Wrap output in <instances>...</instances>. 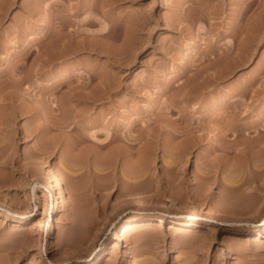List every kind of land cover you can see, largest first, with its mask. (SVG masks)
<instances>
[{
	"label": "rangeland",
	"instance_id": "1",
	"mask_svg": "<svg viewBox=\"0 0 264 264\" xmlns=\"http://www.w3.org/2000/svg\"><path fill=\"white\" fill-rule=\"evenodd\" d=\"M248 1L0 0V264H264L246 234L264 208L243 209L264 201ZM33 153L70 192L53 231ZM132 215L152 222L121 236Z\"/></svg>",
	"mask_w": 264,
	"mask_h": 264
},
{
	"label": "bare ground",
	"instance_id": "2",
	"mask_svg": "<svg viewBox=\"0 0 264 264\" xmlns=\"http://www.w3.org/2000/svg\"><path fill=\"white\" fill-rule=\"evenodd\" d=\"M258 2V1H257ZM254 3H255V0H249L248 2H247V4H246V6L243 8V14L244 15H246V13L252 8V6L254 5ZM244 4V3H243ZM2 10V9H1ZM261 12V11H260ZM259 12V13H260ZM258 13V15H260V16H258L259 18H257V16H256V20L253 22L254 23V25H255V27H257V29L258 30H261L262 28V25L264 24V15L262 16V14H259ZM262 13H264V12H262ZM242 14V13H241ZM247 16V15H246ZM248 18H249V16H247ZM252 20V19H251ZM254 20V19H253ZM238 22V21H237ZM240 22V21H239ZM241 22L242 23H246L247 24V22H249V20L248 19H245V17L244 18H242V20H241ZM241 23V24H242ZM240 25V24H239ZM249 25V24H248ZM251 25V24H250ZM241 26V25H240ZM248 27H251V26H248ZM264 28V27H263ZM254 30V29H253ZM250 32H254V31H250ZM256 32V31H255ZM239 33H241V32H239ZM247 34V33H246ZM256 34V33H255ZM252 35V34H251ZM254 35V34H253ZM247 37V36H246ZM255 37V36H254ZM253 37V38H254ZM242 39V38H241ZM244 39H245V37H244ZM243 41H246V40H243ZM247 41H249V40H247ZM240 42V41H239ZM250 42V41H249ZM254 42V41H253ZM247 43V42H246ZM245 43V44H246ZM243 44H244V42H243ZM243 47V46H242ZM20 79V78H19ZM21 81V80H20ZM99 89V88H98ZM100 92H102V91H100ZM99 92V93H100ZM96 93H98V90L96 91ZM94 94H95V92H94ZM97 95H99V97H100V94H95L94 96H97ZM98 97V98H99ZM19 111V110H18ZM19 114H20V112H19ZM64 123V122H63ZM188 125V124H187ZM188 127V126H187ZM95 138V137H94ZM43 144H41V146H42ZM44 146V145H43ZM40 147V146H39ZM46 147V146H45ZM48 147V146H47ZM39 150H40V148H38ZM45 149V148H44ZM48 149V148H47ZM45 152V151H44ZM35 153V152H34ZM34 153H33V155H31L32 157H31V162L33 163V165L35 166V167H37V168H39L38 170L40 171V169L41 170H43L44 172H45V174H46V176H47V178H46V181H47V188H48V193H47V200H48V217H50V223H49V226H50V229H51V231H53V221H54V216L58 213V211H59V209H60V205H61V202H62V200L63 201H69V199H70V192L68 191V189L64 186V184H63V181H62V177H61V173H60V170L57 168V166H55V165H52L51 163H49V162H47V161H44L42 158H40V157H38V156H36V155H34ZM36 154V153H35ZM105 159V158H104ZM107 159V158H106ZM104 160V161H108V160ZM110 162V161H109ZM33 171V170H32ZM2 176V175H1ZM3 179H5V178H3ZM3 179H1L0 178V181L1 182H3ZM0 182V183H1ZM42 185V184H41ZM37 189H35V191H34V193H35V195L37 194V191H36ZM246 198V197H245ZM254 198V197H253ZM249 199V198H248ZM252 199V198H251ZM140 200V199H139ZM145 200V199H144ZM149 200V199H148ZM244 200V199H243ZM243 200H240V201H242L243 202ZM253 200V199H252ZM256 200V199H255ZM146 201V200H145ZM261 201V200H260ZM147 202H149V201H147ZM246 202V201H245ZM248 202V203H247ZM246 203H245V205L243 206V209H246V211L247 212H250L251 214L252 213H254V212H256V211H258V213H259V208L260 207H262V209L264 208V201H261V202H257L256 201V203H257V206L255 205V204H253L252 205V203H251V201H247ZM253 203H254V201H252ZM239 204L240 203H238L237 204V206H239ZM241 205V204H240ZM263 205V206H262ZM241 207H242V205H241ZM133 208V207H132ZM227 209H229V208H227ZM231 209V208H230ZM230 209L229 210H226L227 212H230ZM241 209V208H240ZM242 209V210H243ZM9 211V210H8ZM10 211H11V209H10ZM244 211V210H243ZM245 211V212H246ZM238 212H240V211H238ZM260 212H261V210H260ZM243 213V212H242ZM15 214V213H14ZM190 213H188V215H189ZM198 214V213H197ZM190 216H191V214H190ZM213 218H216L215 216H212ZM158 218H160L159 220H160V224L159 225H161V224H163L164 223V221H165V219H163V217L162 216H160V217H158ZM14 220H16V219H14ZM32 221V218H30V217H26V218H22V219H20V222H21V224H27V223H30ZM239 221V220H238ZM249 222L250 220H246V222ZM152 222V216H149V215H143V216H138V215H132V216H130V217H128V219L126 220V221H124V223L121 225V227H120V231H121V236L122 235H125V234H127L128 232H130V230L132 229V228H134L135 226H137V225H140V226H145V227H147V225H149L150 223ZM174 223H177V224H179V225H181L180 227L181 228H186V227H189V226H193V225H196L197 224V222L196 221H194V220H192V219H182V220H174L173 221ZM89 224V223H88ZM87 227V226H86ZM88 233H89V231H88ZM88 233H85V234H87L88 235ZM89 234H91V233H89ZM246 234H248V235H259V234H264V226L262 227V226H257V225H255V226H253V227H250L249 229H247V232H246ZM227 236V235H226ZM65 237V236H64ZM90 237V236H89ZM88 237V238H89ZM228 237V236H227ZM77 239V238H76ZM76 239H75V241H76ZM65 240V239H64ZM74 240V239H73ZM75 241L73 242V243H75ZM80 241H84V239L82 238V239H80ZM72 242H71V245H72ZM78 242V241H77ZM82 242H80V243H82ZM86 242V241H85ZM67 243V242H66ZM80 243H78L77 245H79ZM76 244V243H75ZM119 243H115V245H118ZM65 245V244H64ZM70 245V244H69ZM74 245V244H73ZM77 245H76V247H77ZM61 248H63V245H62V243H61ZM78 248V247H77ZM100 249H101V247H100ZM100 255H101V251L96 255V257H95V259H97L98 257H100ZM74 256H76L77 257V255H74ZM72 258V257H71ZM66 260H69L68 258H66Z\"/></svg>",
	"mask_w": 264,
	"mask_h": 264
}]
</instances>
